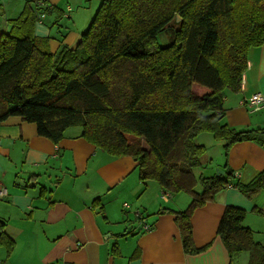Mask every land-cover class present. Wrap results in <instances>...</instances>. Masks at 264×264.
<instances>
[{
	"label": "trees",
	"instance_id": "obj_1",
	"mask_svg": "<svg viewBox=\"0 0 264 264\" xmlns=\"http://www.w3.org/2000/svg\"><path fill=\"white\" fill-rule=\"evenodd\" d=\"M46 3L28 1L10 20L21 36L0 35V122L19 119L54 144L83 136L111 159L132 157L137 172L128 187L155 182L171 194L190 195L185 210L172 213L184 250L203 251L192 244L193 212L226 188L247 199L264 189V169L247 183L233 184L240 175L226 163L238 143L264 147V128L237 130L223 120L224 92L243 90L249 51L264 44V0H102L76 46L60 44L52 52L33 37L34 24L45 19L37 7ZM31 5L34 16L27 11ZM163 32L168 38L161 44L157 36ZM251 97L242 103L261 110L263 96L254 104ZM73 126L81 128L76 136L67 132ZM201 135L208 137L204 144ZM207 144L222 154L220 166L209 158ZM217 167L223 174L216 176ZM68 169L60 161L46 175L56 185ZM247 213L226 205L217 235L231 261L247 253V264H264V245L243 225ZM4 228L0 222V240Z\"/></svg>",
	"mask_w": 264,
	"mask_h": 264
},
{
	"label": "crops",
	"instance_id": "obj_2",
	"mask_svg": "<svg viewBox=\"0 0 264 264\" xmlns=\"http://www.w3.org/2000/svg\"><path fill=\"white\" fill-rule=\"evenodd\" d=\"M28 1L32 0H0V35L9 31L21 36L22 29L17 30L10 20L21 14ZM86 1L46 0L53 7L50 11L56 12H63L60 7L71 12ZM65 17L70 19L69 14ZM44 20L34 24L33 37L39 39L38 35L45 34ZM50 36L48 33L42 39ZM73 42L64 36L59 42L36 43L52 52L60 44L72 46ZM250 52L243 90L236 94L224 92L223 120L237 130L264 128V106L253 112L247 103H242L255 93L264 98V44ZM77 138L80 139L67 136L54 144L39 137L34 124L19 119L0 122V222L5 224L7 240H12L7 248L6 236L1 237L0 264H247V253L231 261L217 235L226 205L248 212L243 225L252 232L262 231L253 240L264 245V189L247 199L237 188H226L213 202L197 208L191 216L192 244L205 249L189 254L182 247L172 212L185 210L190 195L171 194L160 187L158 196L167 193V197H159L163 205H158L144 197L149 185L146 189L128 187L127 180H133L136 176L132 175L137 172L132 157L111 159ZM213 144L206 146L211 148ZM85 145L87 149L83 150ZM69 150L73 152L76 169L69 166ZM217 154L223 163L222 154ZM60 161H66L69 169L60 183L53 185L46 173ZM226 161L227 170L240 175L232 183H247L264 169V147L255 141L238 143L229 150ZM2 192L5 193L1 195ZM132 192L130 209L125 210L123 205H128L125 200ZM122 193L127 196L120 203L116 197ZM97 197L101 199L94 202ZM143 223L149 225L148 231Z\"/></svg>",
	"mask_w": 264,
	"mask_h": 264
},
{
	"label": "rangeland",
	"instance_id": "obj_3",
	"mask_svg": "<svg viewBox=\"0 0 264 264\" xmlns=\"http://www.w3.org/2000/svg\"><path fill=\"white\" fill-rule=\"evenodd\" d=\"M101 2H102V0H87L86 3L83 2L82 5L80 4V5H77L76 7H73L71 9V12H67L62 7H60V8L63 9V12H61V11L60 12L50 11L51 5L49 3L48 4L47 3L42 4L41 6H38L37 7L38 11H36V14L37 13H38V15L40 13L45 14L44 15L45 20L43 22L44 30L42 32H44V31H46V32L44 35H38L39 39H37L36 42L39 41V44H44V43H46V41H54V40L59 42L63 39L64 36L65 37L69 36V39L74 40L72 46H76L80 34L86 30L90 20L95 15V13H96L97 9L99 8ZM32 8H33L32 5H31V9H30V6L27 7V11L31 12V16H34L35 10ZM47 10H49V12H47ZM65 14H66V16L69 14L70 19L66 18ZM48 33H50V35H51L50 38H48L47 40L42 39L44 37H47ZM165 35L167 36V32H163L157 36V39L159 40V42H161V44H163V42L166 38ZM167 38H168V36H167ZM253 49L254 48H251L250 51L252 52ZM67 132L70 133V135H72V136H74V135L76 136L81 132V128H80V126H73V127H70ZM79 138L84 139L83 136H80ZM207 138L208 137L206 135H201L199 140L201 143L204 144V142ZM80 139H78V140H80ZM84 140H87V139H84ZM66 148H68V147H66ZM86 149H87V146L85 145L83 150H86ZM100 149H97L96 152L100 151ZM207 153L209 154L208 156L210 159H212L213 162H215L216 164L218 163L219 166L222 164L221 158L219 157V154H217V151L215 148H209L207 150ZM91 157L93 158L94 155H91ZM218 168L219 167L215 168L213 172L215 173ZM89 171H90V169L88 168L87 173H89ZM200 171H202V170H200ZM148 185L150 187L148 189L147 195H145L144 197L151 198L152 200L157 202L158 205H163L160 198H162L163 196H166L167 193L161 194L159 192L160 194L158 196L157 190L160 188V186L155 182H151ZM195 190L199 191V187H197ZM126 196L127 195H125V193H122L119 197L120 198L119 200L120 201L123 200L124 198H126ZM133 196H134V192H132L128 196V198H126L125 201H127L129 207L126 208L123 206V208L125 210L130 209V203H132L130 201V198H132ZM180 196L182 197L183 195L181 194ZM126 212H128V211H126ZM132 218L135 221V218L133 216H132ZM261 233H262V231H255V232H252V236L254 238V236L256 237L257 234L261 235Z\"/></svg>",
	"mask_w": 264,
	"mask_h": 264
},
{
	"label": "built area",
	"instance_id": "obj_4",
	"mask_svg": "<svg viewBox=\"0 0 264 264\" xmlns=\"http://www.w3.org/2000/svg\"><path fill=\"white\" fill-rule=\"evenodd\" d=\"M260 98H261V94L260 93H256V94H254L252 97H251V103L252 104H254V103H257L259 100H260ZM5 192H2L1 193V195L2 194H4ZM126 207H128V205L127 204H124ZM143 228H144V230H148V227L146 226V225H144L143 226Z\"/></svg>",
	"mask_w": 264,
	"mask_h": 264
},
{
	"label": "water",
	"instance_id": "obj_5",
	"mask_svg": "<svg viewBox=\"0 0 264 264\" xmlns=\"http://www.w3.org/2000/svg\"><path fill=\"white\" fill-rule=\"evenodd\" d=\"M215 174H216V176H219V175L223 174V171L218 168L216 170V173Z\"/></svg>",
	"mask_w": 264,
	"mask_h": 264
}]
</instances>
